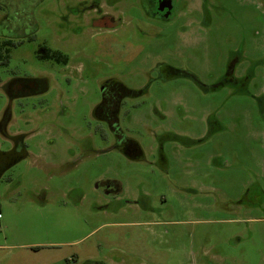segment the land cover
<instances>
[{"label":"rangeland","instance_id":"obj_1","mask_svg":"<svg viewBox=\"0 0 264 264\" xmlns=\"http://www.w3.org/2000/svg\"><path fill=\"white\" fill-rule=\"evenodd\" d=\"M77 1L0 0L8 27L36 24L0 77L47 74L41 102L62 101L60 123L74 136L26 138L29 156L0 177V264H264V0H206L205 18L201 0H174L169 19L110 0L119 19L107 29L74 28L70 16L67 25L61 15ZM40 45L69 62L37 59ZM228 55L247 68L245 88L238 65L223 82ZM109 82L129 92L118 120L141 159L126 158L107 129L103 140L91 114ZM80 142L91 155L74 161ZM102 176L131 197L143 180L151 201L99 205Z\"/></svg>","mask_w":264,"mask_h":264},{"label":"flooded vegetation","instance_id":"obj_2","mask_svg":"<svg viewBox=\"0 0 264 264\" xmlns=\"http://www.w3.org/2000/svg\"><path fill=\"white\" fill-rule=\"evenodd\" d=\"M140 6L145 15L157 17L161 19H169L172 14L170 13L165 17L167 8L159 9L162 6V0H138ZM174 0H171L173 7ZM206 0L200 1V6L197 12H203L205 18ZM164 3V2H163ZM115 5V2L110 0H78L73 5L66 6V14L61 15V18L65 19V23L69 25L70 21L75 26L78 24L85 25L87 28L92 29H107L116 24L118 17L110 14L109 7ZM62 24V23H61ZM81 26H79L81 28ZM2 40H0L1 43ZM27 41V40H26ZM20 44H14L11 48ZM39 46L35 50V57H37V51ZM44 51V50H42ZM41 51V52H42ZM39 52V53H41ZM62 52V51H61ZM66 55L65 62H55L65 66L69 62V56ZM225 72L223 74V82H228L234 77L236 69L237 73L241 75L237 76L241 79V85L246 87L248 80L251 76L248 74L247 68H243L241 60H237V57L228 55ZM9 63V62H8ZM7 63V65H8ZM3 65V66H7ZM238 65V67H237ZM106 83V82H105ZM103 83L101 87L100 100L93 106L91 114L104 124V127L99 131L101 138L106 140L108 138L107 131L111 134L115 140L116 147L119 148L124 156L130 160L141 159L142 154H132L137 151V142L123 134V131L119 125L118 114L122 105L121 88H117L113 85V82L107 84ZM50 90V79L47 74L41 73L38 76H26L19 77L18 75L9 74L5 77H0V177L6 172L8 168L19 162L20 160L29 156L27 151L26 138L36 135H50L59 137H71L74 136L65 131L60 123V118L65 114V108L62 101L59 99L56 103H44L42 95L47 94ZM35 97L40 102L32 103L28 110L25 109V103L22 100ZM18 111V112H17ZM17 112V113H16ZM21 114L24 117V123L26 125L20 127L17 122L20 117L16 116ZM126 114V112H125ZM90 146L87 143H77L74 150L69 151V154L75 160L86 159L90 154ZM128 153V154H127ZM143 180L137 183L140 188L136 189L134 197H131V192L123 186L122 182L115 177L102 176L95 180L94 189L98 192L102 201H96L99 205H110L115 203L119 206L126 204H142L150 202L151 198L148 193L142 191ZM97 250L101 248L97 244ZM114 249V248H112ZM66 261V262H65ZM77 256H71L64 259V264H77ZM123 260H114L113 263H107L103 259H85L81 264H126Z\"/></svg>","mask_w":264,"mask_h":264},{"label":"trees","instance_id":"obj_3","mask_svg":"<svg viewBox=\"0 0 264 264\" xmlns=\"http://www.w3.org/2000/svg\"><path fill=\"white\" fill-rule=\"evenodd\" d=\"M4 3V2H3ZM3 6L2 3H0V9ZM4 12V11H3ZM9 12L5 10V12L0 16V66L7 65L10 59V50L11 47L14 44H21L23 42V39L27 41H31L34 38V32L36 30V24L34 20H27L28 27L30 26V30L25 34L24 27H8V17ZM44 50V51H42ZM42 51V52H41ZM41 52V53H39ZM37 57L40 59H50L54 60L55 62H65L66 61V55L63 54L58 49H52L50 47H47L45 45H40L39 50L37 51ZM121 96H123L126 93H124V90H121ZM141 154V150H139V153ZM35 248V247H34Z\"/></svg>","mask_w":264,"mask_h":264},{"label":"water","instance_id":"obj_4","mask_svg":"<svg viewBox=\"0 0 264 264\" xmlns=\"http://www.w3.org/2000/svg\"><path fill=\"white\" fill-rule=\"evenodd\" d=\"M162 4L163 5L160 6L159 9H163V7L167 8V12L164 14V16L166 17L170 13V11L172 9V3H171V0H162Z\"/></svg>","mask_w":264,"mask_h":264},{"label":"crops","instance_id":"obj_5","mask_svg":"<svg viewBox=\"0 0 264 264\" xmlns=\"http://www.w3.org/2000/svg\"><path fill=\"white\" fill-rule=\"evenodd\" d=\"M0 219H1V216H0ZM35 251H37V250H35Z\"/></svg>","mask_w":264,"mask_h":264}]
</instances>
